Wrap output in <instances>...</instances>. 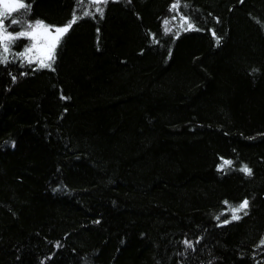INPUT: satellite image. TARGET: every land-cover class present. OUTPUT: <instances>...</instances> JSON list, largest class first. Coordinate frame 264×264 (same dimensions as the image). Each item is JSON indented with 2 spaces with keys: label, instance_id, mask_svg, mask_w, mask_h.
Returning <instances> with one entry per match:
<instances>
[{
  "label": "trees",
  "instance_id": "obj_1",
  "mask_svg": "<svg viewBox=\"0 0 264 264\" xmlns=\"http://www.w3.org/2000/svg\"><path fill=\"white\" fill-rule=\"evenodd\" d=\"M17 1L0 264H264V0ZM37 22L71 23L50 67Z\"/></svg>",
  "mask_w": 264,
  "mask_h": 264
},
{
  "label": "snow or ice",
  "instance_id": "obj_2",
  "mask_svg": "<svg viewBox=\"0 0 264 264\" xmlns=\"http://www.w3.org/2000/svg\"><path fill=\"white\" fill-rule=\"evenodd\" d=\"M95 2L96 3L102 2V3L106 4L108 2V0H95ZM177 6H178V4H174L173 9H175ZM18 7L25 8V5L23 3H21L18 5ZM96 10L98 12H100L101 15H103V9L102 8H97ZM27 11H30V6L26 9L25 15L27 14ZM2 15L3 14L0 13V16H2ZM85 15H88V13H85ZM76 20H77V17L74 14L73 20L71 23H75ZM16 22H19V21L14 19L13 23H16ZM183 22L187 24V29H185V30H194L193 24L189 23L187 20H184ZM71 23L67 27H64V28H59V27L55 28V30H54L55 34H53V30L51 28H49L48 26L44 25L41 22H37L35 26L29 25L30 28H33V32H21V33H19V36H25V37L31 38L34 42L33 47L36 46L35 42L38 39L51 38V43H50V46L48 47V54H47L46 58L48 60H54L56 46L60 43V38L64 35V33H66L68 31V28L71 27ZM167 24H168V21H165V25H167ZM37 30H40V35L36 34ZM6 31H7L6 28L0 27V33H6ZM166 31H170V29L166 28ZM16 38H18V37H12L10 35H3L2 36V40H0V42L3 43V47H4L5 52H7L9 50V44L12 43ZM27 51H31V49H28ZM21 55H24V54H21ZM6 60H7V57L4 56V57L0 58V63L6 62ZM29 62H31V61H29ZM41 65L45 66V67H50V64H45L43 61H41ZM224 163L227 165V164H230L231 162L225 161ZM221 167H223V166H221ZM241 170L244 171L245 174L251 175V170L249 168H247L246 166ZM225 203L227 204L228 202L225 201ZM248 203L249 202L247 200H244L238 206L230 207V211L233 214L232 218L234 220L240 219V216H238L237 213L244 211V209H246V207L248 206ZM244 214L247 215L246 212ZM262 243H264V241H262ZM189 246H191V245H189Z\"/></svg>",
  "mask_w": 264,
  "mask_h": 264
},
{
  "label": "rangeland",
  "instance_id": "obj_3",
  "mask_svg": "<svg viewBox=\"0 0 264 264\" xmlns=\"http://www.w3.org/2000/svg\"><path fill=\"white\" fill-rule=\"evenodd\" d=\"M18 5L19 4L16 0H0V13H2L3 15L8 14L11 11H13L16 7H18ZM2 16H0V17H2ZM1 25L2 24H1V20H0V27H1ZM64 27H59V28H64ZM49 28H51L53 30V34H55L54 30H55V28H58V27H49ZM28 32H33V28H31V30ZM36 34L40 35V30H37ZM3 35H10L12 37H17L15 34H12L10 32L0 33V40H2ZM27 38L29 40L28 45H27V47H25V49L18 56L22 57L26 61L37 60L40 63H41V61H43L46 64L48 59L46 58L47 55H43V50L48 49V47L50 46V43H51V38L38 39L35 42L36 43L35 47H33V43H34L33 40L29 37H27ZM1 45L3 46L2 42H1ZM28 49H31V51H27ZM21 54H24V55H21Z\"/></svg>",
  "mask_w": 264,
  "mask_h": 264
},
{
  "label": "water",
  "instance_id": "obj_4",
  "mask_svg": "<svg viewBox=\"0 0 264 264\" xmlns=\"http://www.w3.org/2000/svg\"><path fill=\"white\" fill-rule=\"evenodd\" d=\"M48 49L43 50V55H47Z\"/></svg>",
  "mask_w": 264,
  "mask_h": 264
},
{
  "label": "bare ground",
  "instance_id": "obj_5",
  "mask_svg": "<svg viewBox=\"0 0 264 264\" xmlns=\"http://www.w3.org/2000/svg\"><path fill=\"white\" fill-rule=\"evenodd\" d=\"M17 1V0H16ZM18 2V1H17ZM11 33V32H10ZM3 49V51H4V48H2Z\"/></svg>",
  "mask_w": 264,
  "mask_h": 264
}]
</instances>
